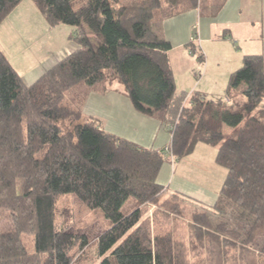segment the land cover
Returning a JSON list of instances; mask_svg holds the SVG:
<instances>
[{"label": "trees", "instance_id": "obj_1", "mask_svg": "<svg viewBox=\"0 0 264 264\" xmlns=\"http://www.w3.org/2000/svg\"><path fill=\"white\" fill-rule=\"evenodd\" d=\"M22 1L0 0V24ZM75 1L32 0L51 27L75 28L78 44L34 84L0 48V212L13 229L0 232V264H83L89 239L60 205L72 197L109 221L95 242L97 264H264L262 55L244 56L223 97L178 94L172 44L158 27L202 0ZM226 1L201 13L215 16ZM116 82L139 112L168 128V148L145 149L83 114L79 85L85 98ZM70 93L77 106L67 104ZM200 144L218 147L227 178L217 203L187 222L183 198H192L170 193L158 175Z\"/></svg>", "mask_w": 264, "mask_h": 264}, {"label": "crops", "instance_id": "obj_2", "mask_svg": "<svg viewBox=\"0 0 264 264\" xmlns=\"http://www.w3.org/2000/svg\"><path fill=\"white\" fill-rule=\"evenodd\" d=\"M161 33L172 44L169 55L177 92L180 88L179 93L202 92L209 99L220 98L225 94L234 71L241 68L245 55H262L264 62V0H227L215 16H205L198 9L190 10L166 19ZM232 40L238 42L237 47L231 45ZM226 44L229 49L223 47ZM190 47L204 55V62L194 61ZM175 62L187 66L184 85L179 84L175 75ZM197 64L205 65L200 75L194 69ZM53 66H44L40 72L36 71L37 75L31 82L20 75L26 84L32 85ZM89 92L84 98L82 112L99 119L109 134L145 149L159 150L170 146L172 134L168 128L156 118L139 112L119 83L116 82L107 92L97 89ZM172 164L165 162L162 165L158 175L160 185L170 192L198 196L205 206L217 203L218 193L189 178L176 176L177 170Z\"/></svg>", "mask_w": 264, "mask_h": 264}, {"label": "rangeland", "instance_id": "obj_3", "mask_svg": "<svg viewBox=\"0 0 264 264\" xmlns=\"http://www.w3.org/2000/svg\"><path fill=\"white\" fill-rule=\"evenodd\" d=\"M217 0H202L201 7H197L199 11L204 13L211 12V8L216 4ZM83 0H76L75 7L81 5ZM196 9V10H197ZM208 10V11H207ZM158 27V32L163 37L162 26ZM75 28L68 25H56L51 27L46 17L39 11L32 0H23L18 7H16L7 17V19L0 24V48L4 51L9 62L13 64L18 73H20L27 81L31 82L37 72H40L44 66H52L60 61L67 54L78 48L77 42L74 41L73 33ZM88 31V30H87ZM227 40V39H226ZM232 46L237 47L238 42L232 40ZM231 46V47H232ZM226 49H229V45H224ZM194 56V61H199V55L194 47H190ZM226 51V50H225ZM176 61V60H175ZM174 63L175 75L179 80V84L186 83L185 64ZM173 66V64H172ZM204 64H197L194 67L195 72L198 75L204 70ZM224 66V65H223ZM187 67V66H186ZM185 76V77H184ZM86 85L82 83L75 90L76 95H80L79 104L84 107V98ZM181 89H178V94ZM78 100L74 98V94L70 93L67 104L76 105ZM264 105V101L260 106ZM259 106V107H260ZM228 136H232L236 130L227 127L225 129ZM218 147L210 145H198L190 156L178 160L174 158L171 162L174 166L176 176L186 177L195 181L202 187H207L211 192L219 193L221 186L227 178V171L216 163ZM23 192V186L20 185L18 193ZM171 193V192H170ZM170 193H166L169 195ZM195 199L183 198L182 206L186 210V217L183 220L189 222L191 214L195 212L205 211L206 206L198 198V196L192 197L189 194L182 192V194ZM163 198V197H162ZM61 207L71 210L75 215V221L79 223L78 230L75 231L79 234H84L88 237L90 246L87 249L86 260L83 264H97L99 261L97 255V248H95V242L98 235L104 232L109 227V222L103 214L99 213V217L93 216L89 210L82 204H80L75 198H64L61 203ZM157 207L149 206L150 212ZM13 230L10 224V218L8 213L0 212V232H7ZM28 245L31 244V240L24 239Z\"/></svg>", "mask_w": 264, "mask_h": 264}]
</instances>
